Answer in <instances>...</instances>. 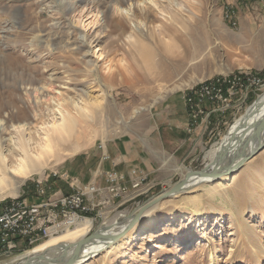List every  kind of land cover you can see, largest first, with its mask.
<instances>
[{"label":"rangeland","instance_id":"rangeland-1","mask_svg":"<svg viewBox=\"0 0 264 264\" xmlns=\"http://www.w3.org/2000/svg\"><path fill=\"white\" fill-rule=\"evenodd\" d=\"M58 1L63 0H0V146L8 153V163L18 153L11 148L9 137H30L34 146L42 127L51 130L59 118L57 98L64 100L59 108L77 119L73 139L60 142L65 155L39 174L15 179L0 200L23 194L36 201L35 181L47 176L40 185L46 194L54 190L68 193L64 179L52 175L55 171H65L81 183L92 178L97 182L102 175L94 173L105 159V146L132 144L151 160V168L156 169L152 175L160 174V180L136 174L142 178V192L131 180L126 182L123 201L120 203L121 196L114 197L93 224L84 223L86 227L78 231L79 242L105 221L113 220L116 213L122 216L114 223L122 222L148 201L152 203L139 215L130 238L122 239L108 256L103 251L95 255L89 264H212L205 241L211 244L216 264H237V260L228 262L237 258L232 256L236 248L243 252L239 226L231 215L235 207L228 195L208 196L205 188H198L201 216L191 219L193 204L185 205L195 195L190 189L181 194V202L175 194L155 199L188 170L205 171L209 163L206 152L264 91V7L258 0H176L181 10L169 0H155L157 4L82 0L62 11ZM113 2L118 10L113 9ZM86 8L91 13H86ZM100 29L99 40L94 42L92 37ZM139 37L146 42L143 47L137 42ZM94 59L95 69L90 70L89 60ZM247 76L259 77L263 86H241L239 79ZM217 80H226L225 88L233 85L230 95L225 92L229 106L219 108L224 99L219 106L204 101V113L192 121L187 96ZM161 86L174 90L159 98ZM154 98L159 99L153 102ZM82 106L88 110V118L80 111ZM19 126L20 134L15 129ZM191 148L196 151L184 162ZM263 160L264 147L234 171V182L241 181V192H237L247 198L244 218L264 249ZM248 188H253L250 197H246ZM220 200L232 207V212L222 208ZM153 204V212H149L153 217L144 223L141 216ZM75 229L78 226L71 228ZM33 249L1 256L0 264H12ZM244 260V264H254L247 250Z\"/></svg>","mask_w":264,"mask_h":264},{"label":"bare ground","instance_id":"bare-ground-1","mask_svg":"<svg viewBox=\"0 0 264 264\" xmlns=\"http://www.w3.org/2000/svg\"><path fill=\"white\" fill-rule=\"evenodd\" d=\"M81 1L82 0H65V1L63 0V1H58V4L60 6V9L62 11H65V9L68 6H69L68 8L71 9L77 2H81ZM147 1L157 4L155 0H147ZM169 1L170 3H173L175 5L176 10L182 9V5L180 1H176V0H169ZM107 2L106 4H104L105 5L104 7L106 8L108 7L109 4V1ZM140 2L143 3V0L137 1V3ZM113 4H114L113 9L118 10L119 7L118 5H116V2H113ZM84 9H85V5L81 7L79 12L82 13ZM99 11L100 10L97 9V12L93 13L94 14L93 21L97 18ZM89 12L91 13V9L86 8V13ZM100 35H101V29L98 30V32L96 31V34L92 37L94 39V42L99 40ZM134 39L136 40V38ZM137 42L140 47H143L146 44V42L140 37L137 38ZM83 43L84 44L86 43L85 40H83ZM151 60L154 61L152 57ZM88 65L90 67L89 68L90 70H94L96 66L95 59L89 60ZM159 89L161 90V96L159 98H162L165 96V94L172 92L174 90V87L170 89H166L165 87L161 86L159 87ZM159 98H154L153 102H156L157 99ZM63 101H64L63 99L57 98V103L55 106L59 113V118L51 124V130H49L48 127H44V126L42 127V135L39 136V139L36 141V144L34 146L30 145L29 142L30 137H24L23 135H19L16 137H12V136L9 137L8 140L11 143V148L16 149L18 152L17 155L15 156V159L11 163H8L7 161L8 153H4L3 149L0 146V198H3L9 192L13 183L15 182L14 181L15 179L17 178L21 180L27 179L33 174H37V173L39 174L42 169L47 168L48 166L53 164L57 158H60L62 157V155H65V153L61 151L62 148L60 142H66L68 140L73 139L74 129L77 124V119L76 116L71 114V112H69L68 110L59 108V106L62 105ZM137 109H142V107H139ZM137 109L135 110V112H137ZM80 111L82 112V114L85 115L86 118L90 116L88 110L85 107L82 106L80 108ZM15 129L19 134L21 133L20 131L21 126ZM262 142H264V91L256 98V100L252 103V105L248 106L244 110V112H242L231 123V125L228 127L226 133L222 136V138L206 152L205 155L208 158L209 163L204 173L209 174L216 172L218 170L219 171L222 170L218 175L219 177L216 180H211L209 176L200 177L199 175H192L182 183L179 189L180 193H177L173 196L176 197L179 202L182 197L181 194L187 193L185 191L186 189H190L191 190L190 193L195 194L193 197H191L188 201L185 202V205L193 204V207L191 208L190 211V213L192 212L193 213L189 216V219L195 218L198 215L201 216V210L198 206L201 205L202 200H201V196L197 195L198 188H205L208 196H213L215 194H219L220 196H223V193H225L230 197V205L232 207L233 206L235 207L234 213H232L231 215L233 219L237 220V224L239 226L238 233H239L240 242L243 244L242 247L243 252L238 251L236 248L232 256L234 257L236 256L237 258L231 259L228 262L237 260V264H244L245 250H247L249 255L254 260V264H264V249H263V245L260 242V237L256 235L257 239L255 238V234L252 230V227L246 223V220L244 218L245 212L247 210V204H246L247 198L240 196L241 194H238L237 192V191L241 192V181L237 182V184L239 185L238 186L234 182L237 173L236 172L231 173V170H233V168L239 162L240 158H242V156H244L245 154L253 151ZM64 146H66V143L64 144ZM74 149H76V145L74 146ZM207 181H212V182H209L206 185L203 184ZM197 185L199 186L195 187ZM261 185L263 186L262 188L264 191V180L261 183ZM252 189L253 188L250 189L248 188L249 191L246 197H250L253 194ZM228 196L226 198H229ZM159 198L160 197H157L155 201H157ZM151 203L152 202H149L147 207ZM219 203H221L222 208L232 212L231 210L232 207L229 208L226 205V202L224 203L223 201L220 200ZM154 204L153 206L149 207V211L147 212L145 211L146 214H144L143 217L141 216V220L144 221V223L152 219L153 216L151 215V213L153 212L152 210L155 207ZM142 207H140V209ZM147 207L141 210L140 214L143 213L144 210L147 209ZM134 212H137V210ZM174 214L176 213L173 212L172 215L174 216ZM113 216H115L113 220L105 221L103 224L99 226L101 230L100 232L105 237H102L100 240L99 239L89 240L85 244L84 249L80 252L79 260H75L74 262H76L77 264H89L90 260L94 258L95 255L99 254L102 251L104 255L106 256L110 255L111 253H113L115 246L119 244L122 241V239L123 240L127 239L129 235L133 233L134 224L137 222L138 219L140 220V218L138 217L137 220L134 222L133 226L127 231H125L124 235H122L120 238L116 240L113 239L111 241H106V240L104 241L103 238L111 239L112 235L119 233L126 226L127 219L122 222L118 221L114 223V221H116L117 218L122 216L121 214L116 213ZM88 222H90L89 219L79 222L77 225L74 226V227L78 226V229H75L74 231L71 230V228L74 227H71L68 228L67 230H64L66 233H62L64 232L62 231L59 232L60 234L58 233L57 235L50 236L48 239H46V241L44 240L43 242L39 243V245L38 244L37 246L35 245L32 252L45 253L47 251H50L51 248H56L55 250L56 252H62V253L66 251L68 252V250L70 251L71 246L77 243V241L79 242L78 235H80V233L78 231L83 227H86L84 226V223H88ZM151 234L154 235L153 233ZM76 238L77 241L73 242L72 239H76ZM149 239L150 240L148 241V243H150L151 241V238ZM206 244H208L207 254H208L209 262L212 264H216L217 263L216 256L215 253L213 252V249L211 248V244L205 241L204 245ZM158 247H162V245H158ZM87 257L88 258L91 257V258L88 260ZM141 258L143 259L144 257ZM42 259L45 260L44 257ZM58 262L62 264V262L60 261Z\"/></svg>","mask_w":264,"mask_h":264},{"label":"built area","instance_id":"built-area-1","mask_svg":"<svg viewBox=\"0 0 264 264\" xmlns=\"http://www.w3.org/2000/svg\"><path fill=\"white\" fill-rule=\"evenodd\" d=\"M258 3L264 7V0H258ZM241 86H263L260 78L255 76L239 79ZM229 81V80H228ZM226 80L214 81L206 86L195 89V92L187 96L186 104L191 111V120H195L198 114H203L202 104L209 101L219 106L220 99L225 109L229 106L228 96L231 94ZM193 88V87H191ZM228 94H225V92ZM218 109V108H217ZM191 128H188L190 130ZM103 146V145H102ZM100 146V147H102ZM104 158L107 155L104 154ZM53 176H59L66 182L69 192L62 193L60 190L51 191L46 194L45 189L41 188V183L47 180L35 181L36 201H29L23 194H18L10 200H0V257L14 253L26 252L28 248L43 242L52 235L74 227L79 222L89 219L93 221L97 216H101L114 197H120V203L126 195L127 185L124 181V175L117 171H107L99 173L102 175L104 183H98L94 180L81 183L76 177H71L67 172L55 171ZM135 175L131 178L132 186L142 192L140 184L142 178ZM94 217H89L92 213ZM92 226L90 227V229ZM89 229V231H90ZM88 231V232H89Z\"/></svg>","mask_w":264,"mask_h":264},{"label":"water","instance_id":"water-1","mask_svg":"<svg viewBox=\"0 0 264 264\" xmlns=\"http://www.w3.org/2000/svg\"><path fill=\"white\" fill-rule=\"evenodd\" d=\"M264 147V142L260 143L257 148H255L253 151L245 154L240 158L239 162L236 164V166L233 168L231 171H236L241 167L242 164H244L247 160H249L252 156H254L257 152H259L262 148ZM205 168V167H204ZM222 171V170H220ZM220 171H216L213 173L205 174L204 169L201 171H196V170H188L186 174H184L177 182H175L169 189L166 191H163L160 196V198H167L171 195H174L178 192H180V186L182 183L187 180L190 176L192 175H199L200 177H207L209 176L211 180H216L219 176ZM149 204V201L144 204V206L137 212H132L128 216L124 218V221L127 219L126 226L123 230H121L119 233L112 235L111 239L109 238H103L105 241H111V240H116L120 238L122 235H124L125 231L130 229L134 222L137 220V218L140 215L141 210L145 209L147 205ZM100 228L98 227L95 229L92 233H89L85 235L80 242H77L71 246L70 251L68 252H56V248H51L50 251H47L45 253L42 252H36V253H29L26 256L22 257L20 260H16V262L12 264H61L58 261L62 262V264H75V260H79L80 258V252L84 249L85 244L89 240H100L102 237H105L101 232ZM45 258L43 260L42 258ZM91 258V257H90ZM90 258L87 257L89 260ZM77 264V263H76Z\"/></svg>","mask_w":264,"mask_h":264},{"label":"crops","instance_id":"crops-1","mask_svg":"<svg viewBox=\"0 0 264 264\" xmlns=\"http://www.w3.org/2000/svg\"><path fill=\"white\" fill-rule=\"evenodd\" d=\"M199 134H200V132H199ZM196 137L197 136H195L194 138L196 139ZM190 140H192V139H190ZM166 141H167V143L169 142L168 140H166ZM103 147H104V145H103ZM179 147L180 146L178 145V148ZM195 151H196V148H194V150H193V148H191V152L189 151L187 156H184V158H183L184 162H185L186 158L190 157L191 153H193ZM104 152L107 155V158L102 160L103 162H100L97 165L98 167H96V170H95L96 173H94V175H97L99 173H103V172L109 171V170H117L124 175L125 182H127V183H129L131 178H133L136 174H138L140 172H142L143 174L145 173L146 175L147 174L151 175L153 177L152 180L157 179V178L159 179L161 177L160 174L158 175V177L157 176L155 177V175H152V174H154V171H156V169L151 168V166H152L151 160L143 157L141 154V150L137 149L132 144L128 145L126 147L124 146L122 148L121 147L120 148L115 147L112 145L107 147V145H106ZM143 168H145V169L143 170ZM92 180H95V179L92 178ZM97 182L103 184L104 179L102 177L101 178L99 177ZM154 182L158 183L159 181L155 180Z\"/></svg>","mask_w":264,"mask_h":264}]
</instances>
